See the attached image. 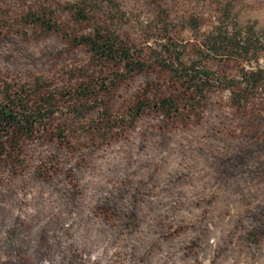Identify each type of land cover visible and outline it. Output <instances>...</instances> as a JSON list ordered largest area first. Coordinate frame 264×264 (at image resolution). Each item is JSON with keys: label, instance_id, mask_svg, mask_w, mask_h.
Listing matches in <instances>:
<instances>
[{"label": "rangeland", "instance_id": "rangeland-1", "mask_svg": "<svg viewBox=\"0 0 264 264\" xmlns=\"http://www.w3.org/2000/svg\"><path fill=\"white\" fill-rule=\"evenodd\" d=\"M82 3L90 24L69 12ZM161 16L183 61H200L221 83L190 115L149 109L117 128L138 93L159 87L151 98L169 97L171 80L155 71L103 95L96 103L110 126L93 101L80 119L74 100L61 103L66 146L40 139L26 146L23 168L0 162V264H264V88L242 81L264 70V0H0V81L74 87L91 67L66 36L108 24L149 53L159 50ZM219 32L252 33L259 53L208 54L203 44Z\"/></svg>", "mask_w": 264, "mask_h": 264}, {"label": "trees", "instance_id": "trees-1", "mask_svg": "<svg viewBox=\"0 0 264 264\" xmlns=\"http://www.w3.org/2000/svg\"><path fill=\"white\" fill-rule=\"evenodd\" d=\"M108 8L111 10V19L117 18V7L109 1ZM69 12L77 22L90 24L93 20V11L86 3L72 5ZM28 19L41 23L44 31H57L46 16H29ZM166 21V16H161L158 21L159 50L149 53V48L122 39L108 24H92L85 34L66 36L70 46L86 51L91 67L89 73L79 72L73 76L78 78L74 87L56 89L40 79H36L30 86L0 81V162L12 169L23 168L26 146L40 139H51L66 146L64 130L55 124L61 103L74 100L72 114L80 119L88 111V102L93 101L96 115L103 117L110 126L113 123L111 116L104 110L100 113L101 106L96 102L103 95L114 94L122 83L138 75L155 71L163 73L172 82L173 94L151 98L150 94H162L161 88L158 87L156 93L148 89L141 91L126 114L115 120L114 128L119 127L118 123L121 122H135L149 109L165 117L179 116L182 107L189 115L201 110L207 93L219 85L221 80L201 65L200 61H183V50L177 40L168 34ZM198 23L189 20L188 25L194 28L198 27ZM251 37L252 33L241 38L236 33L228 36L226 32H219L215 37L207 38L203 47L215 57L238 60L259 53V50L253 48L256 41L251 40ZM203 52L199 50V54ZM242 81L244 90L264 88V70L243 73ZM237 97L241 98L240 95Z\"/></svg>", "mask_w": 264, "mask_h": 264}]
</instances>
